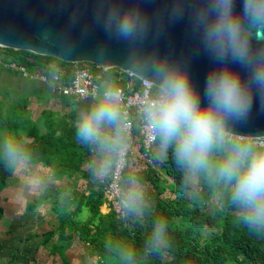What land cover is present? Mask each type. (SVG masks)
Returning a JSON list of instances; mask_svg holds the SVG:
<instances>
[{
    "label": "trees",
    "instance_id": "obj_1",
    "mask_svg": "<svg viewBox=\"0 0 264 264\" xmlns=\"http://www.w3.org/2000/svg\"><path fill=\"white\" fill-rule=\"evenodd\" d=\"M0 57L23 67L27 74L47 78L70 65L21 50L0 48ZM79 65L95 67L89 63ZM124 82L125 76L116 69L100 73L97 80L99 88L123 87ZM42 91L48 89L43 87ZM28 92L25 87L17 99L7 96L6 91L0 94V191L10 172L6 156L9 143L16 149L15 157L46 168L52 182L65 179L64 189L50 198V229L40 235L37 246L61 255L65 244L76 237L87 247L88 258H95L99 264H264V233L258 236L242 228L241 213L231 205L229 190L202 174H186L172 162L171 148L162 162L143 163L136 171L127 163L121 173L120 188L125 198L134 186L145 193L143 205L135 213L125 209L120 217L110 206L106 213H100L108 175L99 179L95 171L105 170L108 174L116 151L102 154L97 145L85 144L76 135L81 114L98 100H68L67 113L58 115L43 109L32 121L26 109ZM31 94L35 100L44 99L40 90L38 95ZM132 132L139 144L136 125ZM105 135L112 136L113 130L105 129ZM155 147H159L158 137ZM192 177L197 187L194 202L184 194ZM166 191L172 198L163 197ZM46 198L41 195L28 200L25 210L36 209ZM210 201L215 204L209 214L203 210ZM161 219L166 224L165 239L154 245L153 228ZM129 252L131 259L127 258ZM163 254L166 261L162 260ZM27 264L34 262L28 260Z\"/></svg>",
    "mask_w": 264,
    "mask_h": 264
},
{
    "label": "clouds",
    "instance_id": "obj_2",
    "mask_svg": "<svg viewBox=\"0 0 264 264\" xmlns=\"http://www.w3.org/2000/svg\"><path fill=\"white\" fill-rule=\"evenodd\" d=\"M212 0L201 15L203 41L214 61H231L250 72V82L228 66L210 71L202 90L195 88L189 76L174 69H160L158 92L146 106L145 119L152 124L159 147L172 162L191 176L204 175L229 190L230 203L241 213L242 228L260 236L264 233V134L240 135L230 131L229 121L247 119L252 109L251 87L264 91V50L253 55L250 37L264 28V0ZM137 20L125 15L116 25L117 34L131 39L137 34ZM204 97L207 103L201 102ZM120 93L109 87L103 96L76 124V135L85 144H94L102 154L121 147L123 121L118 107ZM113 135H105V129ZM155 138V137H154ZM13 144L6 156H16ZM139 188L123 201L125 209L135 213L144 201ZM165 221H158L152 243L165 239ZM131 259V253L127 255Z\"/></svg>",
    "mask_w": 264,
    "mask_h": 264
},
{
    "label": "water",
    "instance_id": "obj_3",
    "mask_svg": "<svg viewBox=\"0 0 264 264\" xmlns=\"http://www.w3.org/2000/svg\"><path fill=\"white\" fill-rule=\"evenodd\" d=\"M212 0H0V48L27 51L75 64L89 63L144 79L158 88L160 69L186 73L202 90L210 71L228 66L250 82L244 66L214 61L203 41L200 19ZM239 11V0L236 3ZM137 20V34L123 39L116 25ZM253 55L264 50V28L250 37ZM105 70V69H104ZM246 120L229 121L240 135L264 134V91L251 87ZM202 103H207L201 97Z\"/></svg>",
    "mask_w": 264,
    "mask_h": 264
},
{
    "label": "crops",
    "instance_id": "obj_4",
    "mask_svg": "<svg viewBox=\"0 0 264 264\" xmlns=\"http://www.w3.org/2000/svg\"><path fill=\"white\" fill-rule=\"evenodd\" d=\"M8 85H11L14 92L17 93H22L25 87L29 91L30 94L26 96V109L29 111V119L32 121L39 117L43 109L58 115L69 111L68 102L67 105H63L59 99L67 101L70 99L55 96L48 90L51 98L35 100L31 92L38 95L40 90V93L43 94V87L48 89L46 85L40 84L32 78L22 77L19 72L9 71L0 66V90L5 92ZM95 175L99 179L105 177L103 170L95 171ZM64 187L65 179L52 182L46 168L33 165L28 159L22 157L10 160L9 177L0 191V262L27 264V258L31 257V254L38 248H43L37 246V242L40 240V235L50 229L52 218L50 198L55 191L63 190ZM135 189L137 188L134 186L132 190ZM41 195H45L47 198L36 209L26 211V202ZM108 210L109 205L106 203H103L99 208V212L102 214ZM30 237L37 238L27 241ZM19 242H22L21 248ZM65 246L66 249L61 255L57 253L53 255L48 252L47 258L49 257L51 264L56 260H60L61 264H70L72 258L68 255V251H73V249L84 251V255L88 258L87 247L82 245L76 237L68 241ZM43 250L46 249L43 248ZM12 255L13 258L9 261Z\"/></svg>",
    "mask_w": 264,
    "mask_h": 264
},
{
    "label": "built area",
    "instance_id": "obj_5",
    "mask_svg": "<svg viewBox=\"0 0 264 264\" xmlns=\"http://www.w3.org/2000/svg\"><path fill=\"white\" fill-rule=\"evenodd\" d=\"M0 66L9 71L19 72L22 77L32 78L40 84L46 85L51 94L72 101L99 100L108 89L103 85L101 92L98 93V76L108 69L96 65L92 68L89 65H79V63L70 64L67 67L57 69L49 78L42 74L29 75L23 67L16 66L1 57ZM118 72L125 76L123 87L115 88L120 93L118 107L123 121V141L119 150L115 152L107 176L108 182L103 187V197L105 203L122 217L125 211L123 205L125 196L120 188L121 173L127 163L131 164L132 160L142 163L151 162L155 148L157 139L155 129L145 119L144 111L146 106L155 99L158 88L149 81L137 77H128V73ZM153 88L156 89L153 90ZM134 125L138 129L139 144L135 143L132 132ZM131 168L133 171L139 169L133 162Z\"/></svg>",
    "mask_w": 264,
    "mask_h": 264
},
{
    "label": "rangeland",
    "instance_id": "obj_6",
    "mask_svg": "<svg viewBox=\"0 0 264 264\" xmlns=\"http://www.w3.org/2000/svg\"><path fill=\"white\" fill-rule=\"evenodd\" d=\"M154 89H156V88H153V90ZM100 92H101V88H98V93H100ZM0 94H3V92L1 90H0ZM6 95L10 96L13 99L20 98V94L17 93V92H14V90L11 87V85L6 86ZM43 98L44 99L51 98L50 93L47 92V91H43ZM59 100L61 101V103L63 105L64 104L67 105V102H68L67 100L61 99V98ZM164 159H165L164 152L161 151L160 147H155L154 150H153L152 156H151V161L159 163V162H162ZM132 162L136 164L137 168H142V165H143L142 162H140V161L134 162V160H132ZM132 162H131V164H132ZM103 174H105L104 175L105 177L107 176V173H106L105 170H103ZM189 184H190V188L187 191H185L184 194H185V197L190 202H194L197 199L196 198L197 187L195 185L194 177H192L190 179ZM163 197L172 198V195L170 194V192L166 191V192H164ZM214 204H215L214 201H210V205H208L203 211L210 214L212 212V207L214 206ZM25 242H27V241H25ZM19 245H20V248H21L22 247V242H19ZM47 255H48V251L47 250H43V248H38V250L34 251L31 254V257H28L27 259L29 260V262H30V260H32L34 262V264H51V262L49 260V257L47 258ZM68 255H70V258H72L71 261H70V264H99L96 261L95 258H94L95 261H94V259L91 260L90 258H87L84 255V251H82V250H78L77 251V250L73 249V251H68ZM162 260L166 261L167 260V256L163 254ZM0 264H5V263L0 262ZM53 264H61V261L60 260H56V261L53 262Z\"/></svg>",
    "mask_w": 264,
    "mask_h": 264
}]
</instances>
